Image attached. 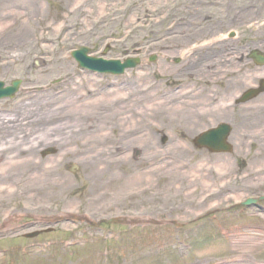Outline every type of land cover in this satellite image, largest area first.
<instances>
[{"label":"rangeland","instance_id":"374dc122","mask_svg":"<svg viewBox=\"0 0 264 264\" xmlns=\"http://www.w3.org/2000/svg\"><path fill=\"white\" fill-rule=\"evenodd\" d=\"M135 1L151 20L204 7L202 0H114L105 11L99 0H0V81L21 82L13 99L0 101V264L264 263V202L240 206L264 196V95L226 104L264 79L245 55L264 52V0H225L222 9L235 17L206 27L235 50L231 67L209 54L204 44L211 39L197 44L204 47L197 60L178 62L169 41L159 48L154 37L157 30L163 40L172 35L163 21L149 33L144 24L123 45L118 27L102 38L73 26L59 32L75 13H134L125 4ZM242 12L253 13L252 23L239 21ZM51 26L59 33L50 55L39 39ZM80 47L104 59L137 57L139 64L118 77L91 74L70 57ZM61 63L67 70L58 69ZM205 68L223 76L206 78ZM226 80L242 85L228 89ZM223 121L232 126L231 153L193 147L196 135ZM48 149L56 154L44 157ZM28 185L41 189L33 201ZM110 218L124 225H87Z\"/></svg>","mask_w":264,"mask_h":264},{"label":"bare ground","instance_id":"6f19581e","mask_svg":"<svg viewBox=\"0 0 264 264\" xmlns=\"http://www.w3.org/2000/svg\"><path fill=\"white\" fill-rule=\"evenodd\" d=\"M102 1L103 2H100L99 0V3L102 5L103 10L105 11L112 10L114 0H102ZM202 1H203L202 4L204 7L199 11V13H178L176 11L168 10V12H165V13H154L155 15L157 14L154 20H151L152 18L150 16V13H142L139 7V3L136 1L131 4H128V3L125 4V7L134 6L132 8L134 9V13H112V12L110 13H75V15L72 18H69V21L66 22V24L60 27L59 32H64L68 30V26L69 27L73 26V28L80 27V30H83L85 34L84 36L102 38V37H108L110 35L109 31L113 27H118L121 29L120 31H121V34L123 35V39H121L119 43L123 45L128 39H130L131 34H136L139 32V30H142L144 24L148 25L147 28H145V30L149 33L152 28H158L157 24L159 25V23L163 21V25L166 24L167 29L171 31L172 35L168 34L169 37L163 40V38L161 37L160 31L157 30L154 37L157 38L156 41L158 43L159 48L163 47V42L166 44L167 40L169 41L170 47H168V45L167 47L171 51L170 53L173 56L175 55L178 57V60H177L178 62H182L183 59H190L191 61H193L196 58L197 60V58L200 56V54L198 53L204 49L203 46H198L197 44L204 39H211L210 43L207 42L204 44V45L207 44L206 49L209 52V54L215 55L218 58L220 64L231 67L235 63L234 61L236 58L235 50L228 47V43L226 39L213 40V38H211L210 32L206 30V27H211L212 24L214 23H217L219 25L224 23V25H227L226 19L229 18V16L232 13L231 14L225 13L224 10L222 9L223 5L225 4V0H202ZM92 5H94V3H92ZM193 15H198L199 19H194L192 17ZM231 16L235 17V15H231ZM236 16H238L239 21L242 23H246L247 21L252 23L253 13L242 12V13L236 14ZM152 22L154 24H149ZM183 24H185L186 26H189V27L185 26L187 30H182L181 25ZM176 27L180 28V30L179 31L174 30ZM49 29L50 31L47 33V35L39 39V43H42L41 45L43 49L42 51L49 53L51 55L52 52L50 48H47V47L48 45L50 46L54 41L57 40L59 32L58 33L54 32L52 29V26L51 28L49 27ZM67 35L68 34L65 35V38ZM194 45H197L198 47L195 46L192 49ZM195 55L197 56L194 57ZM61 59L62 58L60 56H57L55 58H52V56H50L49 60L50 62L54 63L55 61L57 62L61 61ZM13 62L14 64L16 63L15 59H13L12 63ZM58 67L60 71L67 70V66L63 63H61V65L59 64ZM222 72L223 71H220V70L210 72V69L205 68L203 72L201 73V75H204L206 78L210 79V77L212 78L216 76L222 77L223 76ZM185 73L200 74L199 72H189V71H186ZM257 76H262V74L257 75ZM224 79H226V77ZM215 80L217 81L220 79H215ZM239 84L240 86L242 85L240 80L238 81L236 80V82L234 81L230 82L229 80L227 82L228 89H230V87L232 88L238 87ZM32 89L33 91L38 92L36 90L37 88L32 87ZM73 91L74 90L72 89L71 92ZM65 93L66 91L59 92V95H60L59 97L63 96ZM86 94L88 97L91 96V91H89ZM86 94L83 93L82 95L85 96ZM75 95L76 97H79V98H81L82 96L81 92H78ZM262 99H264V96L259 98L258 100H262ZM96 102L97 101H94L93 103H89L88 105L93 106ZM258 108L259 107H255L256 110L254 111V114L256 116H259L263 112L262 108L261 109H258ZM215 109L216 107L204 109L202 111V114L208 115L212 111L214 112ZM188 110H186L185 112L187 114H192L191 112L192 109H188ZM186 113L183 112L181 113V115L184 116V114ZM123 163H124L123 161L119 162V164H123ZM180 169L181 167H179V169L177 168L176 170L174 169L170 174L179 173ZM151 170L153 171L154 169H151ZM2 171H4V169H2L1 172ZM148 173L150 172L148 171ZM130 175H133V174L131 173ZM40 191L41 189L37 187L29 186V185L27 186L25 190V192L27 193L28 199L32 201L37 198V195L40 193Z\"/></svg>","mask_w":264,"mask_h":264},{"label":"water","instance_id":"95a60500","mask_svg":"<svg viewBox=\"0 0 264 264\" xmlns=\"http://www.w3.org/2000/svg\"><path fill=\"white\" fill-rule=\"evenodd\" d=\"M88 53L87 49L81 48L79 51L73 52L71 56L78 62L79 67L87 68L91 71H98L100 73H112V74H122L125 69L135 67L134 60H127L123 64H120L117 61L106 62L102 60H96L92 58L86 57ZM257 64H264V58L261 56H257L256 54H252ZM19 81L13 82L11 87L3 89V84L0 83V99L13 97L15 92L18 89ZM264 91V82L261 84L260 89L250 90L246 92L243 97L238 101V103H245L261 92ZM229 133V128L225 125H221L215 130L204 133L199 136L194 144L198 148H207L211 152H230V147L226 144L225 139ZM53 151H47L44 154H52ZM259 200H264V198H260ZM259 200H247L243 205L249 206L251 204H255ZM35 235H30V237Z\"/></svg>","mask_w":264,"mask_h":264}]
</instances>
